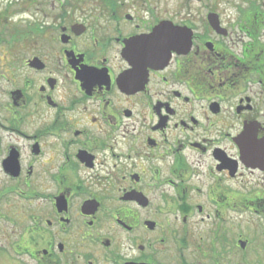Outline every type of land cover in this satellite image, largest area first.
Masks as SVG:
<instances>
[{
    "label": "flooded vegetation",
    "instance_id": "af4514ba",
    "mask_svg": "<svg viewBox=\"0 0 264 264\" xmlns=\"http://www.w3.org/2000/svg\"><path fill=\"white\" fill-rule=\"evenodd\" d=\"M169 1L0 0V264H264V11Z\"/></svg>",
    "mask_w": 264,
    "mask_h": 264
},
{
    "label": "rangeland",
    "instance_id": "374dc122",
    "mask_svg": "<svg viewBox=\"0 0 264 264\" xmlns=\"http://www.w3.org/2000/svg\"><path fill=\"white\" fill-rule=\"evenodd\" d=\"M2 1L5 4V6L11 5L12 7H16L18 6L19 0H10V1L2 0ZM174 1L176 0L169 1L171 16L173 13H175L174 11H176V5H175L176 2ZM182 2L185 4L182 8H180V11L184 12L186 15H188L189 12H194L193 15L194 18L198 19L199 17H201L202 21L206 17L207 9L210 6L218 7L219 11L224 15V17L227 20H230V17L236 19L239 16L240 11L237 10V7L239 8L242 7L243 9L244 8L247 9L249 8V6L252 7L253 4L258 3L260 5L259 9L264 11V0H201L200 3L197 2L196 0H192V1L182 0ZM197 11H199L201 16L199 15V13H197ZM261 33L264 37V31H261ZM253 219L255 222H253L252 218L248 220L246 219V221L248 222L247 226L254 227L257 225L258 227L264 228V223L262 222L264 220L263 217H254Z\"/></svg>",
    "mask_w": 264,
    "mask_h": 264
},
{
    "label": "water",
    "instance_id": "95a60500",
    "mask_svg": "<svg viewBox=\"0 0 264 264\" xmlns=\"http://www.w3.org/2000/svg\"><path fill=\"white\" fill-rule=\"evenodd\" d=\"M211 22L213 23V19L210 17ZM172 24V23H170ZM160 31L159 34L163 35V33H161V29L158 30V32ZM165 36L164 38H173L174 35H179L180 38L183 37L185 35L186 38H190L192 31L189 30L188 28H181V27H177L176 29L170 25V27H166L165 28V32H164Z\"/></svg>",
    "mask_w": 264,
    "mask_h": 264
}]
</instances>
